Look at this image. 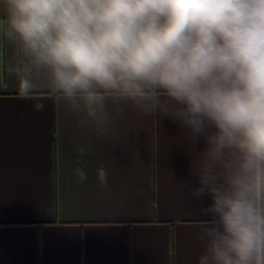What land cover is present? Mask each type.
<instances>
[{"label": "clouds", "instance_id": "clouds-1", "mask_svg": "<svg viewBox=\"0 0 264 264\" xmlns=\"http://www.w3.org/2000/svg\"><path fill=\"white\" fill-rule=\"evenodd\" d=\"M8 71L43 89L80 125L107 136L112 105L159 113L202 145L196 182L208 201L197 264H264V0H0ZM44 108L35 105L36 111ZM75 173L87 179L86 147ZM101 185L108 172L97 170Z\"/></svg>", "mask_w": 264, "mask_h": 264}, {"label": "crops", "instance_id": "crops-1", "mask_svg": "<svg viewBox=\"0 0 264 264\" xmlns=\"http://www.w3.org/2000/svg\"><path fill=\"white\" fill-rule=\"evenodd\" d=\"M5 19L0 6V264H197L208 201L181 187L196 182L202 145L130 103H110L101 136L42 88L22 94ZM78 147L89 149L83 182Z\"/></svg>", "mask_w": 264, "mask_h": 264}]
</instances>
